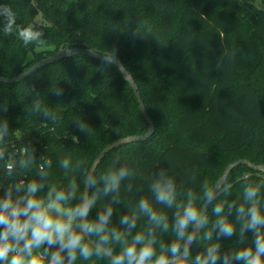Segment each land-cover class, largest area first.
I'll use <instances>...</instances> for the list:
<instances>
[{"label": "trees", "instance_id": "16d2710c", "mask_svg": "<svg viewBox=\"0 0 264 264\" xmlns=\"http://www.w3.org/2000/svg\"><path fill=\"white\" fill-rule=\"evenodd\" d=\"M0 4L13 9L17 23L44 35L43 45L25 47L16 33L0 31V75L16 76L61 47L87 46L102 54L115 49L136 81L155 133L146 141L111 151L95 171L96 176L103 175L116 160L120 161L116 168L127 164L136 170L131 183L142 191L126 193L123 185L129 180L122 182L123 203L115 206L114 224L119 215L135 211L131 203L147 194L149 178L160 167L170 168L183 192L192 189L198 195L200 182H209L214 170L222 171L216 183L236 160L264 163V0L261 6L253 0H0ZM38 15L40 25H36ZM2 23L0 18V27ZM57 88L63 89L62 96L54 94ZM37 100L42 109L57 115L55 122L34 111ZM4 104L7 111L0 110V118L9 122L7 150L31 144L38 164L51 163L49 185L66 188L75 175L78 196L83 192L84 169L101 150L148 130L136 96L119 69L86 55L50 64L16 84L0 83V105ZM77 122L85 125L87 133ZM73 136L78 140L73 141ZM64 158L73 165L84 163L76 173L66 172L60 167ZM38 164L27 171L29 180L36 178ZM245 174H250L249 179L238 182L218 202L242 201L247 183L264 184V171L257 173L246 164L235 167L227 183ZM110 199L101 197L96 207L102 208ZM177 202L186 200L178 194ZM195 206L201 208V200ZM212 208L208 207L209 224L204 231L216 219ZM98 209L92 210V218ZM145 223L141 216L137 230L143 231ZM246 235L249 240L244 245L238 242V232L236 237L222 239V249L251 246L252 234ZM171 238L174 233L169 231L162 242L170 243ZM214 242L204 241L201 233L193 255ZM115 251L118 254L119 248ZM75 264L108 262L78 257Z\"/></svg>", "mask_w": 264, "mask_h": 264}, {"label": "clouds", "instance_id": "9594fccd", "mask_svg": "<svg viewBox=\"0 0 264 264\" xmlns=\"http://www.w3.org/2000/svg\"><path fill=\"white\" fill-rule=\"evenodd\" d=\"M0 18L3 21L0 31L6 35L16 33L25 47L44 44L42 31L17 23L16 13L8 4H0ZM100 56L109 64L118 59L115 49ZM54 94L62 96L63 89H55ZM33 106L45 119L57 120V115L42 109L38 100ZM0 110L6 112L7 105H0ZM77 125L86 132L84 124L77 122ZM9 135L8 120L0 118V162H4L0 167V176L4 178L0 184L3 190L0 264H75L78 257L85 261L96 257L108 264H264V212L261 210L264 184L247 183L242 201L236 198L218 202L231 189L227 174L212 185L206 179L200 182L198 196L192 189L183 192L176 178L169 174L170 168L160 167L149 178L147 194L139 195L131 203L135 211L131 215H119L114 224L115 206L123 203L122 182L129 180L123 185L126 193L142 191L131 183L137 175L135 169L127 164L116 168L120 162L116 160L112 169L98 177L95 175L98 161H95L84 169L83 192L78 196L80 185L75 175L66 188L50 186L47 169L51 163L45 160L38 164L35 149L28 143L9 152ZM72 139L76 141L78 137ZM83 163L77 161L73 165L70 159L64 158L60 167L76 173ZM37 164L36 178L29 180L27 171ZM242 179L249 177L245 174ZM178 194L186 198L185 203L177 202ZM109 196L111 199L98 209V200ZM197 199L202 202L201 208L195 206ZM208 205L213 206L216 219L211 229L204 231L209 224ZM93 209H98L95 218L90 215ZM141 216L146 218V223L144 230L138 231ZM169 231L174 233V238L170 243L162 242L163 235ZM237 232L241 245L249 240L246 234L251 233V246L235 251L222 249L221 240L236 237ZM201 233L204 241L215 242L205 244L193 255L192 247L199 244Z\"/></svg>", "mask_w": 264, "mask_h": 264}, {"label": "water", "instance_id": "95a60500", "mask_svg": "<svg viewBox=\"0 0 264 264\" xmlns=\"http://www.w3.org/2000/svg\"><path fill=\"white\" fill-rule=\"evenodd\" d=\"M100 52L95 51L93 49H91L90 47L87 46H78V47H73V48H63L61 47L55 54L50 55L38 62H36L35 64H33L30 68H28L26 71H23L22 73L13 76V77H5L0 75V83H5V84H16L19 83L27 78H29L30 76H32L33 74L37 73L39 70H41L42 68L50 65V64H54L60 60H63L65 58L74 56V55H86L90 58H93L95 60L98 61H102L101 56H100ZM113 65H115L119 71L121 72L123 78L130 84V87L132 88L137 102L139 104V108L140 111L142 113V115L144 116V118L146 119L147 123H148V130L145 134L143 135H133V136H127V137H123L121 139H118L117 141L107 145L103 150H101L98 155L96 156V158L94 159L93 162L98 161L97 167L99 166V164L101 163V161L105 158V156L110 153L111 151L115 150L118 147H121L122 145H127L133 142H140V141H146L149 138H151L153 136V134L155 133V124L153 119L151 118V116L149 115V112L146 108L145 102L141 97V94L139 92V88L138 85L136 83V81L134 80L133 76L128 72V70L125 68V66L123 65V63L117 59L116 62L111 63ZM241 164H246L248 165L251 169L255 170L257 173L260 171H264V163L262 164H253L252 162H250L247 159H239L236 160L235 162L229 164L227 166V168L224 170L222 176L218 179L220 180L222 177L225 176V174H227V178L229 176V174L231 173V171L241 165ZM96 167V169H97ZM96 171V170H95ZM248 177L250 176V174H247ZM243 179L238 180L237 182H234L231 185V188H233L238 182H240ZM210 205L207 206V211H208V207ZM202 207V206H201Z\"/></svg>", "mask_w": 264, "mask_h": 264}, {"label": "rangeland", "instance_id": "374dc122", "mask_svg": "<svg viewBox=\"0 0 264 264\" xmlns=\"http://www.w3.org/2000/svg\"><path fill=\"white\" fill-rule=\"evenodd\" d=\"M254 1V3L256 4V5H258V6H261V0H253ZM40 23H41V16L40 15H38L37 16V18H36V25H40ZM228 155V154H227ZM213 173H211V176H210V180H209V183L212 185V184H214L215 183V181L217 180L216 178L222 173V171H220V170H214V171H212ZM200 194H198V196H199ZM183 198L186 200V198L183 196ZM199 202H200V200L199 199H197V201H196V204L197 205H199Z\"/></svg>", "mask_w": 264, "mask_h": 264}]
</instances>
